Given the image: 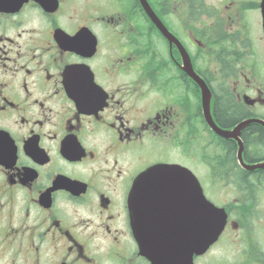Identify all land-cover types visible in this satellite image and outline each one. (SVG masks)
Returning a JSON list of instances; mask_svg holds the SVG:
<instances>
[{
    "label": "flooded vegetation",
    "instance_id": "obj_1",
    "mask_svg": "<svg viewBox=\"0 0 264 264\" xmlns=\"http://www.w3.org/2000/svg\"><path fill=\"white\" fill-rule=\"evenodd\" d=\"M0 264H264V0H0Z\"/></svg>",
    "mask_w": 264,
    "mask_h": 264
},
{
    "label": "water",
    "instance_id": "obj_2",
    "mask_svg": "<svg viewBox=\"0 0 264 264\" xmlns=\"http://www.w3.org/2000/svg\"><path fill=\"white\" fill-rule=\"evenodd\" d=\"M208 121L212 123L213 130L221 137H234L232 134H229L218 127L215 126L213 123L211 116L208 112ZM237 129V128H236ZM238 155L240 157L241 152L238 151ZM248 169H253V167H250ZM189 175V179H186V183H190V186L192 187L193 191V185H195V196L192 195V198H190L191 201V210H212L211 214L214 215L218 213L215 210H224L223 207H218L214 205L212 202L207 200L203 194L202 188L198 182V180L194 177V175L188 171L186 168L177 166V165H158L157 167H154L149 171V174H155L157 176H176V175H182V174ZM176 179H172L171 181H175ZM177 181V180H176ZM179 181H182L179 179ZM131 210H142V189H141V177L137 179V182L135 183V187L132 191L131 196ZM221 226H219L220 229ZM222 228V227H221ZM215 231V230H214ZM218 231V230H217ZM201 249H204L203 244L197 243L195 245V251L198 252Z\"/></svg>",
    "mask_w": 264,
    "mask_h": 264
},
{
    "label": "rangeland",
    "instance_id": "obj_3",
    "mask_svg": "<svg viewBox=\"0 0 264 264\" xmlns=\"http://www.w3.org/2000/svg\"><path fill=\"white\" fill-rule=\"evenodd\" d=\"M217 186H219L218 190H216L214 186H212L211 190L209 191V198L215 205L221 206L225 200L227 201L228 199L232 201L234 199L229 188H227L226 186H221L219 184Z\"/></svg>",
    "mask_w": 264,
    "mask_h": 264
}]
</instances>
